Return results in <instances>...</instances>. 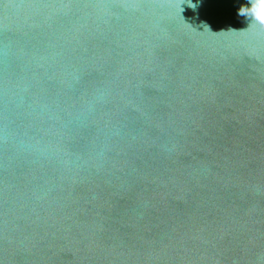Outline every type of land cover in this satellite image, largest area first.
Wrapping results in <instances>:
<instances>
[{"label":"water","instance_id":"obj_1","mask_svg":"<svg viewBox=\"0 0 264 264\" xmlns=\"http://www.w3.org/2000/svg\"><path fill=\"white\" fill-rule=\"evenodd\" d=\"M240 7L0 0V264H264V26Z\"/></svg>","mask_w":264,"mask_h":264},{"label":"clouds","instance_id":"obj_2","mask_svg":"<svg viewBox=\"0 0 264 264\" xmlns=\"http://www.w3.org/2000/svg\"><path fill=\"white\" fill-rule=\"evenodd\" d=\"M195 9L196 5L193 10ZM238 15L241 17L250 15L259 25L264 26V0H251V7L247 9L240 7Z\"/></svg>","mask_w":264,"mask_h":264}]
</instances>
